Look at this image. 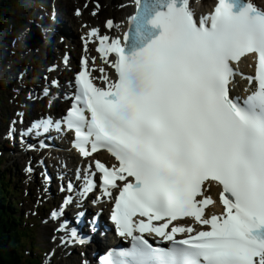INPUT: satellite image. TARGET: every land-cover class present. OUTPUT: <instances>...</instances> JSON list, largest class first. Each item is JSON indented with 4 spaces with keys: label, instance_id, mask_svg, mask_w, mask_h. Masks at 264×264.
Wrapping results in <instances>:
<instances>
[{
    "label": "snow or ice",
    "instance_id": "1",
    "mask_svg": "<svg viewBox=\"0 0 264 264\" xmlns=\"http://www.w3.org/2000/svg\"><path fill=\"white\" fill-rule=\"evenodd\" d=\"M132 21L123 45L103 36L97 49L116 54L118 79L94 86L85 60L64 120L81 155L106 149L119 162L95 167L105 196L119 189L111 219L134 244L103 264H264V9L218 0L196 19L190 0H154ZM250 54L256 90L241 101L230 95L233 64ZM212 182L222 189L224 213L206 218ZM94 186L90 180L85 190ZM137 215L146 220L134 223ZM184 217L210 230L176 240L194 231H167ZM145 232L172 247H152Z\"/></svg>",
    "mask_w": 264,
    "mask_h": 264
},
{
    "label": "rangeland",
    "instance_id": "2",
    "mask_svg": "<svg viewBox=\"0 0 264 264\" xmlns=\"http://www.w3.org/2000/svg\"><path fill=\"white\" fill-rule=\"evenodd\" d=\"M49 0H46V3L44 0L42 1V5L40 6L45 8L44 6L48 5ZM101 6L103 8L100 10L98 17L100 20H103L106 16H114L116 19L118 17V14L115 12L117 11H124V5H127V1L129 0H98ZM59 2H66V0H59ZM70 10L72 13L74 6H82L86 8L93 7V9H97V7L92 3L91 0H70ZM50 6H53L51 3H49ZM34 6H31L33 9ZM10 9V8H8ZM34 10V9H33ZM8 11V10H7ZM12 11V10H11ZM53 11V10H52ZM6 12V11H5ZM68 15L62 14V12L57 13V15L53 16L51 13L48 14L49 23L52 24L53 20L52 18L56 17V20L61 21H67ZM39 17H42L43 15L39 13ZM30 18V16H29ZM31 18L34 19L35 24L40 27L41 29L44 28V24L36 17L31 14ZM44 18V17H43ZM5 19V28L1 30L0 34V76H2L5 80H1L0 82V128L5 127L7 119L10 117L11 114L14 113L15 107L23 105V103H28L29 99L25 96V91L27 89H30L32 84H34L35 80H37L36 74L43 70V67H45L47 63V58L43 57V54L38 52L35 48H30L27 44V29H28V14L23 13L21 10L15 12V13H6L3 16V20ZM16 19V21H14ZM46 19V18H45ZM1 21V20H0ZM27 21V26L25 27V23ZM19 22V26H15L14 23ZM15 29V31H20L17 33H11L10 36L6 39V32L8 33L10 30ZM24 29V30H22ZM22 30V31H21ZM70 31V30H69ZM48 37V36H47ZM49 40H51V43L49 44L51 52L56 49L53 36L48 37ZM6 40V41H5ZM7 50V51H5ZM55 55H53L51 58H53ZM46 58V59H45ZM15 70V71H14ZM29 80H33V82H30ZM8 84V85H7ZM10 100H15L12 105L9 102ZM1 139V137H0ZM0 144H2L0 140ZM1 153V152H0ZM6 154H10V151L5 152ZM1 165H5L9 167V170L11 172V159H9L8 156H5L4 158L0 159ZM21 165V164H20ZM23 172V170H22ZM56 172V171H55ZM58 173V172H56ZM21 171L16 179H12L11 183L14 184V187L20 189L19 195L22 196L21 199L18 200L19 203L16 204L18 208H16L19 212V209H22L20 206V203L22 200L24 204V199L28 198V193L25 192L23 186V179L20 178ZM11 179V177H10ZM21 184V187L17 186V183ZM11 187V185H10ZM32 191V190H31ZM10 196V193H8ZM18 194L15 196H19ZM33 198V196H32ZM7 203V201H4ZM28 207H31L29 205ZM4 208H6V205H4ZM24 209L27 210V206H24ZM32 211L35 209L34 205L31 207ZM24 210V211H26ZM19 214V213H18ZM23 216L25 213H20V216ZM30 217V221L35 220L33 213L28 212L27 213ZM16 215V214H14ZM47 216V214L45 215ZM48 217V216H47ZM25 219V215L23 216V220ZM25 223V222H23ZM29 227H32V234L34 235V238L32 241H35L36 243H40L41 248L46 241L47 236L45 235V229L42 230V234L40 233V230L42 228V225L39 224V221L37 220L35 224L29 225ZM49 229V228H48ZM23 230V225H22ZM49 233V231H48ZM25 236V235H24ZM48 247V246H47ZM29 250V253L27 252ZM32 250L29 248L28 244L23 248L20 253L24 256V259L29 257H34V253H40L39 251L35 250L34 253L31 252ZM40 255V254H38ZM24 260V261H25ZM58 260V257L55 258V261ZM25 263V262H24Z\"/></svg>",
    "mask_w": 264,
    "mask_h": 264
},
{
    "label": "bare ground",
    "instance_id": "3",
    "mask_svg": "<svg viewBox=\"0 0 264 264\" xmlns=\"http://www.w3.org/2000/svg\"><path fill=\"white\" fill-rule=\"evenodd\" d=\"M26 3H27V7L29 8L30 7V5L34 2L33 0H24ZM50 1V0H49ZM67 1V0H66ZM205 1H208V0H205ZM2 2H3V0H2ZM3 5H4V7H7L8 8V4L7 3H5V2H3ZM47 10V9H46ZM57 10L58 11H61L62 13L63 12H65L66 14L67 13H69L70 15L68 16V22H66V23H64L63 24V22L62 21H59V26H60V28L61 29H63L64 31H65V33H66V35H67V37H68V39L70 38L71 40H72V45H73V47L74 48H77L78 47V40L75 38V36H74V33H69V30H67L68 29V27H69V25H70V22H71V25L75 28L76 27V24H78V20H77V17H75V16H73V15H71V13L69 12V9L67 8V6L66 5H64V3L63 2H59V5H58V7H57ZM90 11H92V9H90ZM116 13H118V11L116 10L115 11ZM129 12H130V10H129V6H126V8H125V10H124V17L123 18H118V20L119 21H121L122 19H124L128 14H129ZM39 14H37V13H34V16L36 17V19H38V21H40V22H42L43 24H44V26L46 27V28H48V29H52V30H55L54 31V34L52 35L53 36V39L54 40H56L57 39V36L55 35V33L59 30V28H56V29H54L52 26H53V24H50L49 23V19H47L48 17L46 16V15H43L42 17H39L38 16ZM81 16H83V17H85V18H87V19H89V20H91V19H95V17H91L87 12H86V10H83V13H82V15ZM44 17V18H43ZM46 18V19H45ZM57 21V20H56ZM95 21H96V23H98V19H97V17H96V19H95ZM119 21L118 22H116L115 23V27L114 28H116L118 25H119ZM49 34H51V33H49L48 32V37L50 36ZM51 36V37H52ZM41 83H42V80H41ZM69 88H72V85L71 84H65L64 86L62 85V87H61V91L62 92H64V89H69ZM245 95V94H244ZM42 96V94H40L39 95V97H41ZM60 102V104H62V102L61 101H59ZM20 111H23L24 113H25V110L24 109H19ZM52 136H53V134H52ZM6 150H3L4 152H1L0 153V159H2V158H4L5 156H8L9 157V159H11V164H10V166H11V172H10V170H9V167L8 166H3V165H1L0 166V175L1 176H3V177H8V178H10L11 177V179H10V181L12 180V179H15V178H17V176L19 175V173H20V170H21V165H20V163H19V161H18V157H17V155H14V154H6L5 152H7V151H11V149H10V147L9 146H3ZM51 155L50 156H52V157H54V158H56V155H55V153L54 152H51L50 153ZM72 157H74L75 156V154H70ZM24 156H21V158H23ZM19 160H20V162L21 163H23V161H22V159H20L19 158ZM1 164V163H0ZM64 164H66V162H64ZM46 166L48 167V165L46 164ZM62 164H60V169H61V171L63 170L62 168ZM69 167L70 168H74L75 169V167H73V165H69ZM58 172L55 168L52 170V172H49L48 171V174L52 177V179L54 180V182L57 180V176H58V173H56V172ZM63 177H64V175H63ZM87 177H91V176H87ZM91 180V179H90ZM94 185H96V181L94 180ZM17 186L18 187H21V184H19V182L17 183ZM38 185L36 184L35 185V187H37ZM79 189V188H78ZM85 190V189H84ZM3 193V192H2ZM2 195V194H1ZM14 195H17V194H14ZM59 195V193H57V196ZM22 198V196L21 195H19V196H17V197H10V199H9V203L8 204H5L6 205V209L10 206V205H15L17 202H18V200L19 199H21ZM23 210H26V209H23ZM66 212L68 213V215H70L71 216V213H72V216L74 215V211H71L70 209H67L66 210ZM84 212H86V209L85 208H83V217H85V214H84ZM91 213L93 212V210L92 211H90ZM20 213H22V211H21V209H19V214L17 215V220H19V215H20ZM47 215H48V217H47V222H44V220H41L40 219V221H39V224H43L44 225V227H42L41 228V230H40V233L42 234V230L43 229H45L46 231H45V235L47 234V232H48V228H47V226H49L51 223H52V221H53V218L51 217V215L49 214V213H46ZM3 215V214H2ZM89 216V215H88ZM13 217L14 218H16V215H14L13 214ZM82 217V218H83ZM3 218V217H2ZM82 218H80V221H81V219ZM1 220V219H0ZM94 218L92 219V221H90V223H89V232H91V228H92V226H93V223H94ZM4 221V220H3ZM1 222V221H0ZM4 223V222H3ZM65 228L64 227H60V229H59V231H62L63 232V230H64ZM7 231V230H6ZM8 233V232H7ZM114 237V236H113ZM116 237H114V239H115ZM47 239V238H46ZM48 245H50L49 243H47ZM84 247V246H83ZM83 247L80 249V250H83ZM89 250L90 249H88V250H86V254H87V256H88V258H90L91 257V253L89 252ZM15 251V250H14ZM18 253V252H17ZM57 253V255H59L60 257H62L61 255H60V253H58V251L56 252ZM77 253H78V256H82L81 254H80V251H77ZM38 256V255H37ZM73 256V255H72ZM76 257V259H79L77 256H75ZM38 258H39V260L41 261V258L38 256ZM8 259H9V257H8ZM10 260V259H9ZM9 260H7V261H9ZM79 260H81V259H79ZM35 264H38V263H35Z\"/></svg>",
    "mask_w": 264,
    "mask_h": 264
},
{
    "label": "trees",
    "instance_id": "4",
    "mask_svg": "<svg viewBox=\"0 0 264 264\" xmlns=\"http://www.w3.org/2000/svg\"><path fill=\"white\" fill-rule=\"evenodd\" d=\"M5 0H3L4 2ZM2 0H0V9L4 8ZM6 13H11L10 9ZM5 15L0 14V19L2 16ZM4 26L0 23V28ZM8 187V183L3 176L0 175V264H31L29 258H27L26 262L24 263V256L20 253V250L23 248L25 241H29L28 238H24L21 240V236L26 233V236H31L30 233L32 229L25 228L21 231V221L17 225L16 219L13 217L12 209L14 206H9L7 209L3 207L1 200L5 201L4 194L14 192V194L20 193V189L17 190H10ZM3 192V193H2ZM19 203V202H17ZM3 214V215H2ZM3 217V218H2ZM4 220V221H3ZM4 222V223H3ZM7 230V231H6ZM8 232V233H7ZM24 243V244H23ZM35 246V245H34ZM15 250V251H14ZM18 252V253H17ZM9 257V259H8ZM9 260V261H7Z\"/></svg>",
    "mask_w": 264,
    "mask_h": 264
}]
</instances>
